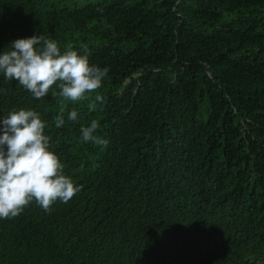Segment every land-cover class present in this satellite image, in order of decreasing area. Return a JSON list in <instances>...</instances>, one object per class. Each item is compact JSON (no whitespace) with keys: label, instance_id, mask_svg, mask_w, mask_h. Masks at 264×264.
I'll return each mask as SVG.
<instances>
[{"label":"trees","instance_id":"16d2710c","mask_svg":"<svg viewBox=\"0 0 264 264\" xmlns=\"http://www.w3.org/2000/svg\"><path fill=\"white\" fill-rule=\"evenodd\" d=\"M38 33L109 69L104 103L56 128L0 74V121L40 113L81 188L0 219V264H264V0H0V53Z\"/></svg>","mask_w":264,"mask_h":264},{"label":"clouds","instance_id":"9594fccd","mask_svg":"<svg viewBox=\"0 0 264 264\" xmlns=\"http://www.w3.org/2000/svg\"><path fill=\"white\" fill-rule=\"evenodd\" d=\"M108 72L107 67L90 63L87 47L77 50L67 44L62 51L58 41L40 33L14 40L0 53V74L5 80L17 81L35 99L45 98L50 91L59 97L56 128L64 126L69 104L88 101L87 109L93 112L104 103L99 89ZM77 118L76 108L67 113L69 121ZM0 124V219L19 216L32 203L50 213L58 201L68 203L81 191L52 150L45 131L48 124L40 113L14 108ZM99 127L95 119L90 126L82 125V142L106 148L108 140L96 134Z\"/></svg>","mask_w":264,"mask_h":264}]
</instances>
